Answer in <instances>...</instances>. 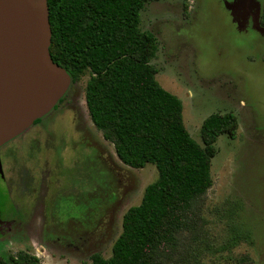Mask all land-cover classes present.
Segmentation results:
<instances>
[{
  "label": "rangeland",
  "instance_id": "obj_1",
  "mask_svg": "<svg viewBox=\"0 0 264 264\" xmlns=\"http://www.w3.org/2000/svg\"><path fill=\"white\" fill-rule=\"evenodd\" d=\"M228 2L158 0L140 14V29L158 41L152 60L156 80L181 100L189 134L202 145V124L216 113H233L239 124L235 138H218L213 185L196 212L199 226L184 233L166 264H264V41L253 47L258 36L251 39L249 22L246 33L235 32L231 19L232 11L241 10L239 0ZM88 80L89 74L83 76L63 103L0 147L12 186L7 200L18 220L12 233L1 228L2 264H14L11 257L33 264L32 254L40 256V264H91L95 253L109 258L124 213L140 204L145 188L158 178L153 164L143 169L123 164L94 126L85 101ZM92 157L99 159L94 173L85 175ZM88 180L93 188H78ZM113 195L100 229L80 226L87 200L113 202Z\"/></svg>",
  "mask_w": 264,
  "mask_h": 264
},
{
  "label": "trees",
  "instance_id": "obj_2",
  "mask_svg": "<svg viewBox=\"0 0 264 264\" xmlns=\"http://www.w3.org/2000/svg\"><path fill=\"white\" fill-rule=\"evenodd\" d=\"M156 1L47 0L51 57L68 72L71 86L89 74L85 101L92 123L114 145L123 164L133 169L153 164L158 170L157 180L145 188L140 204L124 213L111 256L95 253L91 264H166L184 233L199 226L196 212L213 185L211 167L218 138H235L238 131L233 113H216L202 124V145L189 134L181 100L156 80L158 69L152 60L158 41L140 29L141 12ZM91 159L85 175L93 172L94 161L99 160ZM93 185L89 180L78 182L80 189ZM113 197V202L91 200L92 205L87 200L80 226L94 230L99 225L100 229L109 219ZM98 205L104 207L101 212ZM31 259L33 264L40 263L35 256ZM16 264L28 263L20 258Z\"/></svg>",
  "mask_w": 264,
  "mask_h": 264
},
{
  "label": "water",
  "instance_id": "obj_3",
  "mask_svg": "<svg viewBox=\"0 0 264 264\" xmlns=\"http://www.w3.org/2000/svg\"><path fill=\"white\" fill-rule=\"evenodd\" d=\"M245 3L258 7L238 6ZM51 40L47 0H0V147L55 108L72 84L51 57Z\"/></svg>",
  "mask_w": 264,
  "mask_h": 264
},
{
  "label": "flooded vegetation",
  "instance_id": "obj_4",
  "mask_svg": "<svg viewBox=\"0 0 264 264\" xmlns=\"http://www.w3.org/2000/svg\"><path fill=\"white\" fill-rule=\"evenodd\" d=\"M231 1L232 0H230V2H228V3H231ZM248 1L257 3L258 7L257 6L254 7V5H252L253 10H251L252 8L248 9V4H246V3L239 5L237 8H240L241 10L232 11L233 18L234 17H236V18H235V20L233 18L231 19V24H232V26H234V28L236 30L235 32L241 34V33H246V31L244 29L247 28L246 22L247 23L249 22L250 23L249 28L253 32L251 39L254 40L253 36H258V38H256L254 41H251V44L254 45L253 47L258 48V46L260 45L259 40L261 39L264 41V32L262 33L260 31H258L257 29H255L253 23H254V19L256 21L258 20L259 27L264 31V23L262 22V12H263V7H264V2H262L261 0H248ZM231 10H233V9L231 8ZM232 20H233V22H232ZM244 26H245V28H244ZM40 121H41V119H40ZM3 166H4V162H3L2 156L0 154V187L2 188L0 191V197H1L0 198V223H3V225L0 227V238H2L3 235H6V233L2 232L3 230L1 228H3L5 226V230L8 233H10L11 231L12 232L14 231V227H15L14 225L16 223H18L16 216L13 215L14 203H13V201H11V203H10L7 200V195H8V193L11 192L12 186L10 185L9 177H6L4 174ZM3 174L5 177H3ZM9 204H10V207L13 206L11 209L12 212H10V213L8 211ZM14 213H15V211H14ZM7 222H10V224L6 225ZM13 241H15V240H12L10 243H13ZM0 243H1V240H0ZM41 254H43V253L41 252ZM32 255L37 257L39 262L41 261L40 260L41 258L39 257V255H36V254H32ZM10 259H11V262L16 264L17 259H15L13 257H11ZM2 263L3 262L0 261V264H2Z\"/></svg>",
  "mask_w": 264,
  "mask_h": 264
},
{
  "label": "crops",
  "instance_id": "obj_5",
  "mask_svg": "<svg viewBox=\"0 0 264 264\" xmlns=\"http://www.w3.org/2000/svg\"><path fill=\"white\" fill-rule=\"evenodd\" d=\"M36 255H38V254H36ZM40 257V256H39ZM50 261H52V260H50ZM55 261H53V263H54ZM40 263H41V261H40Z\"/></svg>",
  "mask_w": 264,
  "mask_h": 264
}]
</instances>
